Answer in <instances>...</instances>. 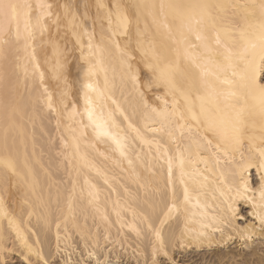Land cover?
Here are the masks:
<instances>
[{
	"label": "bare ground",
	"instance_id": "obj_1",
	"mask_svg": "<svg viewBox=\"0 0 264 264\" xmlns=\"http://www.w3.org/2000/svg\"><path fill=\"white\" fill-rule=\"evenodd\" d=\"M254 242L264 0H0V264Z\"/></svg>",
	"mask_w": 264,
	"mask_h": 264
},
{
	"label": "rangeland",
	"instance_id": "obj_2",
	"mask_svg": "<svg viewBox=\"0 0 264 264\" xmlns=\"http://www.w3.org/2000/svg\"><path fill=\"white\" fill-rule=\"evenodd\" d=\"M242 220H244V218ZM256 245H258L257 242H254L249 247L239 246L238 244L232 243L229 244L228 246L220 247V248H216L215 246H213L209 250H205V249L190 250L187 253L175 252L172 255V258L170 259L165 258L159 264H220L217 262L218 261L217 260L218 256H216L217 252H220V254L222 255L223 252L229 251L231 254L235 256V258L238 259L241 256V254L245 252H249ZM257 247H262V246L259 245ZM118 250L121 251V254H118L119 255L118 258L113 259V261H116V263L114 264H141L140 262L135 261L133 258H131L130 255H124L122 249H118ZM111 256H113V254H111ZM83 259H85V256H83ZM110 259H112V257ZM79 260L80 258L77 257V260H74L72 264H83V263H78ZM85 260H86L85 263L87 264H97L90 259H85ZM110 263L111 262H109V264ZM7 264H24V262L18 259L16 255H12L10 261H8ZM51 264H62V263L60 262V258H55L52 259ZM222 264H228L226 263L224 258L222 259Z\"/></svg>",
	"mask_w": 264,
	"mask_h": 264
}]
</instances>
